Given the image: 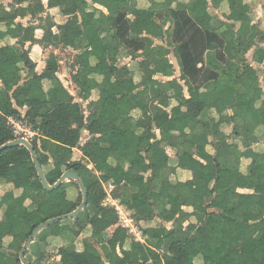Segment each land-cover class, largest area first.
<instances>
[{
	"label": "trees",
	"instance_id": "16d2710c",
	"mask_svg": "<svg viewBox=\"0 0 264 264\" xmlns=\"http://www.w3.org/2000/svg\"><path fill=\"white\" fill-rule=\"evenodd\" d=\"M243 2L234 0L235 12L241 16L235 29L209 12L207 0H151L150 8L144 10L131 0H48L47 7L58 8L67 19L60 26L49 15L42 17V0H11L7 6L0 0V39L15 41L0 48V146L22 137L15 127L20 124L32 133L29 143L47 183L53 185L72 169L88 193L87 204L77 216L36 236L25 252L29 264H34L29 254L37 257V263L50 247L56 248V264H194L196 257L207 254L215 264H264V150L251 149L259 140L258 130L264 132V100L251 93L257 107L237 106L250 70L246 53L254 49L252 61L264 65V29L260 21L252 23L250 9ZM94 4L104 7L107 14ZM26 17L39 24L16 23ZM149 20L169 24L166 47L154 45L156 35L149 27L144 30L149 36L136 32ZM38 28L44 30L40 39L35 36ZM34 44L77 51L75 76L87 88L97 90L98 99L84 109L58 78L57 66L38 75L29 57ZM171 45L176 47L179 80L188 98L177 80L153 79L157 67L169 63ZM124 56L140 60L135 75L125 65L118 68ZM50 60L56 61V56L51 54ZM96 64L101 65L98 75L93 72ZM223 71L234 74V92L226 89ZM171 73L169 66L167 75ZM12 74L23 79L13 89L7 88ZM135 77L134 91L123 92L122 81ZM202 91L212 97L211 107L200 101ZM161 100L169 103V111L158 104ZM229 121L230 135L243 150L223 136L222 125ZM155 131L158 140L153 139ZM84 132L88 137L79 144ZM128 134L136 136L134 146H123ZM212 138L216 139L214 153L207 154L203 163L195 158L193 148L210 145ZM166 147L175 151L174 164ZM241 159L260 164L259 173L236 168ZM178 170L190 172L191 179L171 181L163 191V183ZM220 173L226 175L220 177ZM132 180L141 186H130ZM101 182L111 184L113 199L138 219L160 215L163 221L180 225L194 217L187 230L197 255L161 222L143 230V243L132 242L126 249L129 235L118 224L116 210L103 205L106 194ZM1 186L9 187L0 195V210L10 209L12 215L0 220L8 239L7 243L0 239V264H21L20 249L34 229L72 213L82 200L74 181L52 191L44 189L24 146L0 151ZM73 187L79 190L76 196ZM237 189L252 193H236ZM192 206L204 212H183L182 207ZM81 213L89 232L84 239H79L84 229L78 222ZM207 238L215 249L205 247Z\"/></svg>",
	"mask_w": 264,
	"mask_h": 264
},
{
	"label": "crops",
	"instance_id": "0c3cea01",
	"mask_svg": "<svg viewBox=\"0 0 264 264\" xmlns=\"http://www.w3.org/2000/svg\"><path fill=\"white\" fill-rule=\"evenodd\" d=\"M75 1H81V0H75ZM131 1L134 2V4L136 5V8L139 9V10H144V9H149L150 8V1L151 0H131ZM154 1L155 2H161L162 0H154ZM183 1L186 2L187 0H183ZM248 1L249 2L252 1V3H253V2H255V0H244L243 3L246 4L249 7V9H250V18L252 20V23H257L259 21V19L254 20L253 18L255 17V14L256 13H257V15L260 13L261 6L260 7L259 6H252V5L249 4ZM10 2H11V0H3V4L5 6H7ZM47 2H48V0H42V4L45 7V11L42 14V17L45 18L47 15H49V17L52 19V22L54 23V25H56V26L63 25L66 22V20H67L66 17H64V16H62L60 14L58 8H48L47 7ZM207 2H208V5H209V9L208 10H209V12L211 14H214L220 21L226 22L228 24H231L235 29L239 28L240 21H241V16L238 15L235 12V9H234V0H224V1H220V0H207ZM172 6L174 7V4ZM94 7L96 9L101 10L103 13L107 14V10L104 7L99 6L98 4H94ZM252 8L255 11V14H253L254 12H252V10H251ZM130 19H133L132 16H130ZM233 21L236 24L232 23ZM260 22H261V24L264 23V17L260 20ZM16 23H22L23 25H27V24H32L33 23V25H35V26H37L39 24V22H38L37 19L32 20L29 17H26L24 19H17L16 20ZM168 26H169L168 23H166V25L163 26L162 24H160V23H158V22H156L154 20H149V21H147L144 24V26H139L138 28H136V32L141 37L142 36H144V37L145 36H149L144 31L147 27H149L153 31L154 35H156L154 38L152 37V40L154 42V45H162V46H165L166 47V45H165L166 44L165 31L167 30ZM51 31L54 32V33H56L57 32V28L56 27H53L51 29ZM37 32H40V34H41L39 37H37V35H36ZM43 33H44V30H42L41 28H38V29L35 30V36L38 39H40L42 37ZM14 44H15V41L12 40L11 38L6 37V38H3V39H0V48L5 47V46H11V45H14ZM175 48L176 47L173 46V45L170 46L171 53L169 54L168 59L170 58V55L174 56L173 58L175 59V65H176V67H174L175 65L174 66L172 65V63H171V61L169 59V63L168 64L159 65L157 67V74L153 76V79H156V80L161 81V82L171 81V80L175 79V80H177L183 86V82H180V80H179L180 73H179V68H178V64H177V60H176ZM25 49H29V45L28 44L25 45ZM30 49L32 51H34V52H40V53H42V50L43 51H47V50H52V51L60 50V48L59 49H53L51 47L42 49L41 46L38 45V44H34L32 47H30ZM67 49H70V48H67ZM74 52H77V51H74ZM29 54H30V50H29ZM51 54H53V55L56 56V61H54L55 62V65L54 66H57L58 67V70H57L56 73H57L58 78L60 79V76L58 75V73H59V66L57 65L58 56L56 54H54L53 52H51L50 55ZM253 54H254V49H251L245 55L247 65L250 67V70H247V72L245 74L246 81L241 85L244 90H243L242 93H240L237 96V106L238 107L254 108V107H257L258 106V103H255V101H254L251 93L253 95L258 96L259 98H261V100H264V65L263 64H259V63H255L254 61H252ZM86 55L87 54L85 53L83 55V57L86 56ZM31 60L36 64V61H34L33 59H31ZM127 60H130V62L137 61V63L140 61L139 59L133 60L130 56H128V59ZM49 61L51 62L50 59H49ZM129 63H126L125 66L129 67L130 66ZM137 63L135 62L134 65L137 64ZM118 65H119L118 68L124 66V64H122L121 62H119ZM95 66L98 67V68L101 67V65H99V64H96ZM169 66L171 67V70H172V73H171L170 76L167 75V69H168ZM53 67H49L48 70H50ZM176 70H177V73H178L177 76L175 74L176 73ZM94 71H95V69L93 68V72ZM100 71H101V68L99 69L98 74L100 73ZM36 72L38 73V75H41L37 70H36ZM70 73L71 72H70L69 69L68 70L67 69H64V71L61 74V78H68L69 75H70ZM249 73H252L253 74L251 76V78L249 76H247V74H249ZM94 74H96V73L94 72ZM98 74H96V75H98ZM222 74H223V77H225L228 80V83L226 85V89L229 90V91L231 90V91L234 92V85H233L234 84L233 83L234 82V74H232L231 72H228V71H223ZM13 75H15V74H12L11 75L10 82L12 81L13 84H15V83L17 84L18 82H17V80H15L13 78ZM75 78H76V76H75ZM60 81L62 82V79H60ZM62 84H63V82H62ZM15 85L12 86L11 89H13L15 87ZM92 91H97V90H92ZM183 93H184L185 98H188V92H187V88L185 86H183ZM98 95L99 94L97 93V97L94 98V99H88V100H86V98H84L83 101H86L87 102V103H83L82 102V104H85V105H83L84 108L88 105L89 102H95L98 99ZM200 101L206 107H211V105L213 103L212 97H210L209 94L206 91H202L201 92V94H200ZM162 102H164V103H162ZM158 104L160 106H162L166 111H169L168 110V104L169 103L166 100H161V101L158 102ZM85 114L88 115V111L87 110H86ZM229 114H231V112ZM145 118H147V117H145ZM222 129H223V134H224L223 136H224V138L227 139L228 141H230V143L234 142L233 144H237L239 146V148L241 150H243L242 149V144L239 141H236L237 139L232 138L231 135H230L231 134V130H232V124H231V122L229 121V122H226V124L224 126L222 125ZM227 129L229 130L228 133L226 131ZM132 135L128 134L125 137V139L123 141V146H125V147H131V146H134L135 145V143H136V136H134V135L132 136ZM82 136L88 137V133L87 132H84ZM168 136H170V135H167V138L169 139ZM159 138H160L159 132L158 131H155V134L153 136V139H157L158 140ZM258 138H259L258 142L257 143H253L251 145V149L253 151H263L264 150V132L262 131V129L258 130ZM210 142H211V144L210 145H207L204 148H202L199 145H196L193 148V153H194L195 158H197L199 161H201L203 163L205 161V157H206L207 154L213 155V153H214V149H215V146L214 145L216 143V139L215 138H212ZM79 144H81V142ZM165 151H166V154L169 156L170 160H172V161H170L171 164H174L173 162H174L175 157H171V155L168 152L171 151L173 153V155L175 156V151L172 150L169 147H166L165 148ZM197 151H198L199 154L196 156V152ZM77 152H79V151H77ZM90 168H92V166ZM236 168L241 169L243 173H245L246 169H249L254 174H258L259 171H260V164L252 162L251 159H241L239 165H237ZM179 173L184 174V176H183L184 177V180H178L177 179L178 181L183 182V181H186V180L191 179L190 172L178 170L176 172V174H174V175H178ZM185 174L187 175L186 178H185ZM225 175H226L225 173H220V177H224ZM171 176H173V175H170L168 177V179L163 183V185H162V190L163 191L167 190L170 187V182H171L170 181L171 180L170 177ZM133 181H135V180L130 181V183H131L132 186H135L136 188H139L141 186V184H142L140 182L135 181V182L139 183L138 185H135V184H133ZM165 184H167V186H165ZM16 186H18L17 183H16ZM8 187L9 186H1L0 187V195H2L4 192H6L5 190H7ZM236 193L251 194L252 191L251 190H246V189H237L236 190ZM114 206H115V210L116 209H119V211L122 212V213L123 212L128 213V211H129L124 206H122L120 203H118V204H115L114 203ZM182 210H183L184 213L191 214V215H192V213L202 214L204 212V209L202 207H196V206H192V207H182ZM3 211L4 210H2V209L0 210V220H1L2 216L9 217V216L12 215V211L10 209H7L5 211V213H3ZM116 212H117V210H116ZM79 218L81 219V222H82L79 225L82 228H84V229H82V234L80 235L79 238L84 239V238H86V237L89 236L88 230L85 229V225H86V217H85V214L81 213V215L79 216ZM161 218H162V216H160V215H156L154 217H146V218H144L145 220L150 221L149 223L152 224V225H148L147 228H153V227H155V225L158 222H161L163 224V226L168 231H175V234H176V236H177V238L179 240H186L187 241V245L193 251L194 255H197L198 252H197V250L195 248L194 242L189 240V238H190V232L187 230V225L190 224V223H194V222H191L190 221L191 219H194V217H191L186 222H184V223H182L180 225L179 224L176 225V223L174 222V220H171V221H163ZM132 233L133 232L129 233L127 231V234L128 235H131ZM137 236L138 237L136 238V242L143 243L144 242L143 231H141V234H137ZM0 239H2L3 241H5V239H7L5 230L2 229V228H0ZM126 243H127V241H126ZM204 244H205V247H207L208 249H211V250L215 249V247L213 246L212 242L208 238L205 239ZM128 247L126 249H128ZM217 251L218 252H221L222 251V248H217ZM159 253H161V251ZM57 260H59V257H57L56 261ZM195 261H198V262L200 261V263H198V264H215L214 263V260H213V257H212L211 254H207V255L203 256L202 258L196 257V259L194 260V264H197V263H195Z\"/></svg>",
	"mask_w": 264,
	"mask_h": 264
},
{
	"label": "rangeland",
	"instance_id": "374dc122",
	"mask_svg": "<svg viewBox=\"0 0 264 264\" xmlns=\"http://www.w3.org/2000/svg\"><path fill=\"white\" fill-rule=\"evenodd\" d=\"M6 2V1H5ZM249 2V1H248ZM250 5L252 6H261V11L260 13L257 15V13L255 14V11L253 10V8L251 9L252 12H254L253 14H255V17L253 18L254 20L259 19V21L264 17V0H255V2L252 3V1L249 2ZM254 16V15H253ZM234 24H236L234 21L232 22ZM262 29H264V23L261 25ZM37 37H39L41 34L40 32H37ZM27 47V46H26ZM53 52L54 54H56L58 56V61H57V65L59 66V73L58 75L60 76V79H62V82L64 84V86L66 87V89L69 91V93L74 97L75 101H79L80 103H87L86 101H83V98H86V100L88 99H94L97 97V91H92L89 88H87L86 86H84V84L80 83L76 78H75V74L76 71L78 69V65H79V61H77V52H74L72 49H60V50H56V51H52V50H47V51H43L42 53L40 52H34L30 49V54L29 57L31 59H33L34 61H36V70L41 74L44 75L47 71L49 67H53L55 65V62H50V53ZM174 56L170 55V61L172 63V65H175V59L173 58ZM128 57L124 56L121 60V63L126 65V63H129L130 60H127ZM137 63V61L134 62H130V66L129 69H131L134 72L135 75V66L134 63ZM176 67V65L174 66ZM101 67H94L95 69V73L98 74V71ZM64 69H69L70 70V75L68 78H61V74L64 71ZM176 76L178 75L177 70H176ZM253 74L249 73L247 74V76H249L251 78ZM13 78L15 80H17V82H21L23 81V79H21V77L19 75H13ZM138 81V77H135L134 80H130V79H125L124 81H122L121 83V89L123 92H132L134 90V85L135 83H137ZM16 84V83H15ZM15 84H13V82H9L7 88H11L12 86H14ZM48 86V84H47ZM164 103V102H162ZM85 105V104H82ZM85 109V108H84ZM87 115V114H86ZM133 116H137V112H133ZM15 126H18V136H22L21 138L26 139L28 142L30 141V139L32 138V133L28 132V130H25L23 127L20 126V124H15ZM227 133L229 132V130H226ZM86 135V134H85ZM132 135V134H130ZM133 136V135H132ZM169 137V136H168ZM85 138L82 136V140L80 141L82 144L85 141ZM170 138V137H169ZM127 144V143H126ZM128 145V144H127ZM79 151V150H76ZM171 157H175L173 155V153L171 151L168 152ZM198 151L196 152V156L198 155ZM176 174V173H175ZM184 174L179 173L178 175H173L170 177V181H175V180H184ZM186 174H185V178H186ZM86 182H89L88 179H86ZM171 183V182H170ZM102 189L104 190L106 197L103 201V205L105 206H109V207H113L115 209L114 203L118 204L119 201L118 200H114L112 197V190L113 187L111 184L109 183H102ZM133 184L138 185L139 183L133 181ZM130 186L131 183H129ZM165 186H167V184H165ZM135 187V186H133ZM167 188V187H166ZM76 196L77 192L79 193V190L76 192L75 188H71ZM123 214L131 220V225H132V230L133 233L131 235H129V239L127 240V243L125 242L124 247L127 248L130 243L132 242H136V238L138 237L137 234H141V231H143V229L147 228L148 225H152L145 219H138V217H136L133 212L128 211V213L123 212ZM191 222H194V219L190 220ZM79 224H81V219L79 218L78 220ZM118 224H120V220L118 219ZM59 224L53 225L51 228L55 229ZM110 231H108L105 234L106 240L109 239L110 237ZM82 234V233H81ZM83 236V235H82ZM81 236V237H82ZM81 239V238H79ZM8 239H5V243H7ZM78 248L81 247L79 240H77V245ZM28 256H31L32 261L34 262V264H56V259H57V254H56V248L55 247H50L49 251L45 252L44 256L42 257L40 262L36 263V256H33L32 254H29ZM195 263H200V261H195Z\"/></svg>",
	"mask_w": 264,
	"mask_h": 264
},
{
	"label": "water",
	"instance_id": "95a60500",
	"mask_svg": "<svg viewBox=\"0 0 264 264\" xmlns=\"http://www.w3.org/2000/svg\"><path fill=\"white\" fill-rule=\"evenodd\" d=\"M14 146H24L29 151V153L32 157V161H33L35 170L37 172L38 178L40 180V184L42 185V187L44 189H46L48 191H52V190H55L56 188H58L62 183L66 182V181H74L75 183H77L79 190L81 192V196H82V200H81L80 205L72 213L62 215L59 217H55V218H52V219L45 221L44 223H41L27 237L25 243L23 244V246L20 249L19 260H20L21 264H29V262L25 258V252L28 249V247L30 246V244L32 243V241L36 238V236L41 231H43L44 229L62 221V220L70 219V218L77 216L85 208V206L87 204L88 193H87V189H86L84 183L82 182V180L80 179L78 173L72 169L65 171L53 185H49L46 181V178L44 176L42 168H41V166H40V164L36 158L33 147L26 139L19 138V139H15L13 141H10V142L6 143L5 145L0 146V151H3L4 149L11 148Z\"/></svg>",
	"mask_w": 264,
	"mask_h": 264
},
{
	"label": "built area",
	"instance_id": "2783aa9c",
	"mask_svg": "<svg viewBox=\"0 0 264 264\" xmlns=\"http://www.w3.org/2000/svg\"><path fill=\"white\" fill-rule=\"evenodd\" d=\"M15 127L18 130L19 127L18 126H15ZM116 210H117L118 219L120 220V224H119L120 227L127 229L129 233L133 232L131 220L128 219L122 212H120L119 209H116Z\"/></svg>",
	"mask_w": 264,
	"mask_h": 264
}]
</instances>
